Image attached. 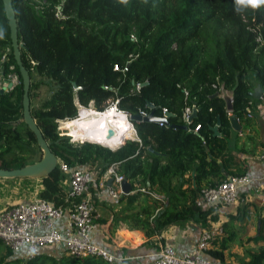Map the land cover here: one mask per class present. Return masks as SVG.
I'll use <instances>...</instances> for the list:
<instances>
[{
	"label": "trees",
	"instance_id": "16d2710c",
	"mask_svg": "<svg viewBox=\"0 0 264 264\" xmlns=\"http://www.w3.org/2000/svg\"><path fill=\"white\" fill-rule=\"evenodd\" d=\"M12 6L22 62L30 76V113L58 161L89 167L99 177L116 164L124 180L139 183L145 193L137 190L121 197L127 205L139 204L128 225L148 238L160 236L171 225L204 217L196 200L233 162L226 154L230 117L247 126L253 109L264 102V5L253 8L237 0H12ZM0 68V90L10 74L17 80L0 93V169L15 170L39 161L42 153L23 123L22 79L2 0ZM257 86L263 93L259 100L252 97ZM42 88L46 95L38 100ZM221 89L232 94L231 113ZM113 101L130 116L145 112L163 118V109L170 116L162 126L132 122L140 143L125 134L105 147L129 128L115 123L112 136L108 129L103 132L110 139L76 135L79 106L102 111ZM187 109L196 111L191 122L184 119ZM61 121H66L64 126L72 121L64 129L85 142L61 135ZM218 121L220 136H215L212 129ZM196 126L200 128L194 132ZM33 148L40 154L38 160L31 157ZM188 172L194 173L195 186L183 191L179 181ZM234 176L241 175L229 177ZM67 178L57 164L41 178L39 198L62 205L61 185ZM221 240L220 251H208L212 258L222 259L227 241L224 236ZM254 240L264 243V218ZM42 256L16 258L0 242V264H9V258L20 264H45ZM248 257L245 264H264V245ZM59 264L110 263L62 258Z\"/></svg>",
	"mask_w": 264,
	"mask_h": 264
},
{
	"label": "crops",
	"instance_id": "0c3cea01",
	"mask_svg": "<svg viewBox=\"0 0 264 264\" xmlns=\"http://www.w3.org/2000/svg\"><path fill=\"white\" fill-rule=\"evenodd\" d=\"M192 112L190 111L191 114ZM238 123L241 131L231 129L226 150L233 162L229 165L228 172L222 173L223 178L216 180L218 184L237 174L248 179V183L240 188L234 205L215 208L214 205L204 204V217L196 216L184 224L171 225L160 236L148 238L142 231L132 229L128 225V218L139 210V204L127 205L126 198H112L106 189L100 186L103 180L100 177L89 188V197L96 213L95 228L90 234L92 242L112 254L116 259L115 264H154L159 242L172 247L177 255L192 253L208 222H218L223 226L224 238L227 241L222 251V259L212 258L209 252L203 257L211 264L248 262V253L264 245L263 242L254 240L258 235L259 221L264 218V162L260 159L264 151V102L261 101L253 109L251 121L247 122V126L246 122ZM130 139H135L133 132ZM109 180L105 181V186L111 185ZM181 181L183 191L194 188V173L188 172L179 182ZM174 182L177 184V181ZM128 183L131 185V191L127 195L134 194L141 187L136 182ZM61 186L65 193L68 189L67 183L64 182ZM42 188L41 178H0V213L10 206L28 203L39 197ZM163 198L162 196L159 200ZM54 228L64 231L66 216L59 220ZM43 231L45 229L40 228L36 233ZM219 241L211 251H220L222 240ZM64 250V246L60 245L44 250L43 254L57 258Z\"/></svg>",
	"mask_w": 264,
	"mask_h": 264
},
{
	"label": "built area",
	"instance_id": "2783aa9c",
	"mask_svg": "<svg viewBox=\"0 0 264 264\" xmlns=\"http://www.w3.org/2000/svg\"><path fill=\"white\" fill-rule=\"evenodd\" d=\"M10 88L12 85L8 87ZM117 104L118 101H113L102 111L79 106L77 118L84 111L90 112V116L99 117L107 110L113 109L122 113L131 123L130 115L118 109ZM163 114L164 116L168 114L166 109H163ZM139 115L147 117L149 114L140 112ZM190 115V110L187 109L185 121ZM159 125L162 126L163 123L159 122ZM131 126L135 139L140 143L132 123ZM199 128L196 126L194 132H197ZM260 159L264 162V151ZM58 162L60 172L68 176L66 181L68 189L64 193L63 204L56 205L54 202L36 197L28 203L6 208L0 213V242L14 255L25 260L34 259L42 255L44 250L63 245L64 253L71 258H96L110 264L115 263V257L94 244L90 237L92 229L95 228L96 213L89 197V188L101 177L103 180L100 186L106 189L112 198L118 199L124 195L121 183L126 180L118 173L116 164L110 165L99 177L98 171L89 167H69L62 161ZM107 179L112 180L110 186H105ZM247 183L248 179L245 176L228 177L215 186L204 188L195 204L198 207L204 204L214 205L215 208L232 206L238 199L240 188ZM138 190L145 193L144 189ZM65 216V230L55 229L54 225ZM40 228H44L45 231L36 233ZM223 236L222 224L209 221L201 233L194 252L177 255L172 247L159 242L154 264H211L203 255L211 250Z\"/></svg>",
	"mask_w": 264,
	"mask_h": 264
},
{
	"label": "water",
	"instance_id": "95a60500",
	"mask_svg": "<svg viewBox=\"0 0 264 264\" xmlns=\"http://www.w3.org/2000/svg\"><path fill=\"white\" fill-rule=\"evenodd\" d=\"M3 9L5 13V17L7 20V25L9 28V39L11 43L12 55L15 61L16 66L18 67L19 75L22 79L23 86V95H22V119L23 123L29 129L30 132L33 133L38 148L40 149L42 156L41 159L33 164L26 165L20 169L15 170H4L0 169V178H45L48 177L57 167L58 159L56 156L50 151L48 144L46 143L40 129L38 128L35 120L33 119L30 113V99H29V89H30V76L27 69L24 67L21 52H20V43L18 39V29H17V21L15 17V12L12 6V0H2ZM12 83H8V87H10ZM3 90H0L2 93ZM219 96L218 93L214 95ZM226 104L227 112L231 113L233 109V97L232 94L226 91L225 89H221L220 95ZM252 97L259 100L262 99V89L260 86H257L253 93ZM150 108H152V104H148ZM196 111L193 110L192 114L188 117L187 122H191V120L195 117ZM170 114H166L163 118H156L153 116V113H150L147 117H141L140 115H131L130 121L132 122H154V123H166V118L169 117ZM184 114V119H185ZM218 124L212 129L215 136H219L218 132ZM230 126L233 131L240 132L241 126L238 123V120L235 116L230 117ZM109 136L113 135L112 130L108 132ZM112 180H109L111 183ZM121 189L124 195H127L131 191V185L127 181H123L121 183Z\"/></svg>",
	"mask_w": 264,
	"mask_h": 264
},
{
	"label": "bare ground",
	"instance_id": "6f19581e",
	"mask_svg": "<svg viewBox=\"0 0 264 264\" xmlns=\"http://www.w3.org/2000/svg\"><path fill=\"white\" fill-rule=\"evenodd\" d=\"M84 113V114H83ZM82 114V115H81ZM90 112L84 111L80 113V117L76 120L79 121V126L76 129V135L78 137H86L90 135L91 133H97L101 129H108V130H114L113 123L119 125V126H128L129 128L126 130V132L121 133L117 137H113L110 142L107 143L105 147H108L112 144L118 143L123 135L125 134H132V126L131 123L128 121L127 117H125L122 113H119L117 111H114L113 109L107 110L99 117L96 116H90ZM72 122V121H70ZM68 122L67 125L70 124ZM64 128H69L68 126H64ZM67 130V129H66ZM68 131V130H67ZM89 133V134H88ZM68 134L70 135L71 133ZM71 136V135H70ZM73 138V141L80 142L81 140H76L75 137L71 136ZM106 137V136H105ZM107 139H110L106 137ZM85 142V141H81ZM102 145V144H100ZM104 146V145H102Z\"/></svg>",
	"mask_w": 264,
	"mask_h": 264
},
{
	"label": "rangeland",
	"instance_id": "374dc122",
	"mask_svg": "<svg viewBox=\"0 0 264 264\" xmlns=\"http://www.w3.org/2000/svg\"><path fill=\"white\" fill-rule=\"evenodd\" d=\"M5 80V82L6 83H12V86H13V84L17 81L16 80V77L14 76V75H9L6 79H4ZM2 85H5V83H3ZM3 90L4 91H7L8 90V86H5V87H3ZM39 96H38V100H42L44 97H45V95H46V89H44V88H42L39 92ZM111 103V102H110ZM109 103V104H110ZM108 104V105H109ZM108 105H106V107L108 106ZM105 107V108H106ZM90 108H92V106L90 107ZM104 108V109H105ZM84 114V113H83ZM82 115V114H81ZM66 121H61V122H58V129L60 130V132H61V135H63V136H67V137H70L71 138V140L73 139L69 134H68V131L66 130V129H64V123H65ZM68 124V123H67ZM66 126H68V125H66ZM103 132H104V129H101V130H99L97 133H91L90 135H88V136H86V137H84V138H91L92 136H103V137H105L104 135H103ZM89 134V133H88ZM106 138V137H105ZM112 140V139H111ZM75 143H79V144H81V141L80 142H75ZM83 143V142H82ZM33 151H34V154H33V156H31L32 157V159L33 160H38L39 158H40V154H39V152H37V150L35 149V148H33ZM97 172V171H96ZM31 192H32V188H31ZM14 255V254H13ZM61 259H59V258H55V259H50V258H48L46 255H44V256H42V259H47L46 260V262H45V264H59L60 262H61V260H62V258H65V259H71V257L70 256H68L66 253H63L61 256ZM9 260H10V263L9 264H20V262L18 261H15V262H11L12 260H13V258H9Z\"/></svg>",
	"mask_w": 264,
	"mask_h": 264
},
{
	"label": "clouds",
	"instance_id": "9594fccd",
	"mask_svg": "<svg viewBox=\"0 0 264 264\" xmlns=\"http://www.w3.org/2000/svg\"><path fill=\"white\" fill-rule=\"evenodd\" d=\"M237 3H244L250 7L256 8L260 5H264V0H237Z\"/></svg>",
	"mask_w": 264,
	"mask_h": 264
}]
</instances>
